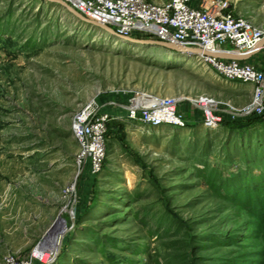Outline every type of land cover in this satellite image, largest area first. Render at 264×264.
<instances>
[{
  "label": "rangeland",
  "instance_id": "1",
  "mask_svg": "<svg viewBox=\"0 0 264 264\" xmlns=\"http://www.w3.org/2000/svg\"><path fill=\"white\" fill-rule=\"evenodd\" d=\"M228 1L264 32V0ZM116 38L49 0H0V264L40 243L42 264H264V197L231 188L260 173L264 122L113 120L102 170L78 163L71 119L93 99L204 95L230 120L252 101L197 57Z\"/></svg>",
  "mask_w": 264,
  "mask_h": 264
},
{
  "label": "built area",
  "instance_id": "2",
  "mask_svg": "<svg viewBox=\"0 0 264 264\" xmlns=\"http://www.w3.org/2000/svg\"><path fill=\"white\" fill-rule=\"evenodd\" d=\"M91 20L100 21L121 36L159 38L185 47L207 52L247 54L254 50L264 32L248 18L235 15L228 0H199L197 7L187 0H64ZM225 82L249 83L252 101L243 109H231V118L264 114V72L244 61L228 60L192 53ZM189 102L202 112L207 128L217 127L223 120L216 114L218 101L200 95L195 98L158 97L136 92L126 103L113 102L112 112L102 111L93 99L76 111L71 131L79 147L78 163H88L92 174L99 173L105 158V132L113 120L128 119L142 124L174 125L189 123L179 114V105ZM74 186L72 187V189ZM54 250V249H53ZM53 250L35 246L22 259L8 255L2 264H42L51 261Z\"/></svg>",
  "mask_w": 264,
  "mask_h": 264
},
{
  "label": "crops",
  "instance_id": "3",
  "mask_svg": "<svg viewBox=\"0 0 264 264\" xmlns=\"http://www.w3.org/2000/svg\"><path fill=\"white\" fill-rule=\"evenodd\" d=\"M150 1L155 2V3H163L167 0H150ZM187 3H188V5H190L192 7H197L199 5V0H187ZM230 9H231V4H230ZM231 11H232V9H231ZM261 40H262V43L256 49L254 48V50L252 51L253 54L248 59H245L242 61L253 64L256 68H258L264 72V37ZM227 84H229V87L232 88L233 90L236 89V91H231V92L236 93L238 90L239 91L241 90L240 91L241 94H246V95H249L250 93L252 94L253 86L249 83H241L239 81H233V82H227ZM229 91H230V89H229ZM110 101L117 102V103H124L126 100H125L124 94H122V93H117V94L111 93L107 96L99 97L98 102L102 106V108H101L102 111L112 112L113 107H112V104H110ZM181 104H183L184 106L181 107L179 114L183 118L186 119L188 117L191 119V121H193V123L200 122L201 111L199 109H196V108L192 109L190 107L191 105L189 102H183ZM218 113H220L222 115L224 120H230V114L227 112V110L223 104L219 107ZM48 246H50V244ZM48 248L50 249V247H48Z\"/></svg>",
  "mask_w": 264,
  "mask_h": 264
},
{
  "label": "water",
  "instance_id": "4",
  "mask_svg": "<svg viewBox=\"0 0 264 264\" xmlns=\"http://www.w3.org/2000/svg\"><path fill=\"white\" fill-rule=\"evenodd\" d=\"M49 1H51L53 3H57L58 5L62 6L64 9H66L70 14H72L79 21L93 25V26H96V27L102 29L103 31H105L106 33H108L114 37H117L123 41H126V42L140 43L142 45H149V46H158V47H162V48H165L167 50H170L172 52L179 53V54L191 55L192 53L194 54V53L202 52L203 54L209 55L212 57L223 58V59H228V60H237V61H242V60L248 59L253 54V52H250L247 54L207 52V51H200V50H196V49H191V48L185 47L181 44H178L176 42L168 41V40H164V39H159V38L155 39V38H142V37L137 38V37H133V36H121V35L117 34L115 32V30H113L111 27H109L103 23H99L97 21L89 19L88 17H86L85 15H83L82 13L77 11L73 6L69 5L64 0H49ZM261 43H262V40H260L258 42L255 49L257 47H259V45ZM250 115H252V114H250ZM247 116L248 115H246V116L241 115L238 117L244 119V118H247ZM39 247L41 248V243L39 244Z\"/></svg>",
  "mask_w": 264,
  "mask_h": 264
},
{
  "label": "trees",
  "instance_id": "5",
  "mask_svg": "<svg viewBox=\"0 0 264 264\" xmlns=\"http://www.w3.org/2000/svg\"><path fill=\"white\" fill-rule=\"evenodd\" d=\"M138 36L137 38H139ZM223 124L229 128V130L243 131L246 127L252 126L256 123L264 122V114L259 116H252L248 118H234L232 120H222ZM117 123H108V128L111 125H116ZM108 133V132H107ZM260 162V165H259ZM258 168L261 170L258 175H253L251 169H248L247 172H242L239 175H236L231 182L232 189L237 192V194H245L250 197L249 200L256 202V199L264 197V159L259 160ZM254 166V165H252ZM214 173V172H213ZM217 177V180L220 179V175L214 173Z\"/></svg>",
  "mask_w": 264,
  "mask_h": 264
},
{
  "label": "bare ground",
  "instance_id": "6",
  "mask_svg": "<svg viewBox=\"0 0 264 264\" xmlns=\"http://www.w3.org/2000/svg\"><path fill=\"white\" fill-rule=\"evenodd\" d=\"M97 22H99V23H101L100 21H97ZM110 35V34H109ZM112 36V35H111ZM117 39V38H116ZM119 39V38H118ZM126 41H124V43H125ZM130 43V42H129ZM135 45L136 44H138V45H141L142 46V44H140V43H134ZM186 56H190L189 54H186ZM130 176V175H129ZM41 248L42 249H45V250H50L47 246H41Z\"/></svg>",
  "mask_w": 264,
  "mask_h": 264
}]
</instances>
